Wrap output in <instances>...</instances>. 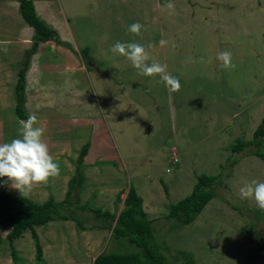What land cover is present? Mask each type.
<instances>
[{"label":"rangeland","instance_id":"1","mask_svg":"<svg viewBox=\"0 0 264 264\" xmlns=\"http://www.w3.org/2000/svg\"><path fill=\"white\" fill-rule=\"evenodd\" d=\"M43 1L39 16L72 48L65 46L80 68L69 65L58 48L64 46L53 41L41 43L30 59L25 111L38 116L60 175L35 185L27 197L63 201L88 141L86 162L94 168L99 158L102 169L91 172L79 196L74 192L59 210L72 219L36 227L42 262L30 231L13 242L15 261L7 227L0 228V264H94L104 251H135L88 208L118 215L129 187L143 198L154 242L170 264H186L182 252L194 264H264V257H251L252 247L264 246L259 207L239 191L252 180L264 182V160L253 154L255 145L234 151L238 141L253 139L264 118V0ZM170 2L174 10L166 7ZM7 5L13 8L5 17ZM19 7L18 0H0V143L20 135L15 88L33 45L34 29L25 25L24 48L15 53L20 45L14 33L27 23ZM135 22L144 25L140 35L128 31ZM117 41L152 44L148 63L167 65L180 90L170 91L158 75L140 74L110 50ZM223 51L232 53L234 69L221 66L217 56ZM204 175L218 176L216 195L181 226L168 217L170 208L191 195ZM11 183L3 180L9 193L21 195ZM243 229L250 234L243 237Z\"/></svg>","mask_w":264,"mask_h":264},{"label":"trees","instance_id":"2","mask_svg":"<svg viewBox=\"0 0 264 264\" xmlns=\"http://www.w3.org/2000/svg\"><path fill=\"white\" fill-rule=\"evenodd\" d=\"M18 1L22 17L34 29L33 45L25 51L23 66L18 71V81L15 88V113L19 119L26 120L28 115L25 111V78L32 55L38 51L41 43L53 41L63 46H66V43L61 42L57 31L39 16L33 0ZM66 47L71 48L70 46ZM90 145V141L83 145L76 163L75 174L69 181L66 198L61 202H56L53 197H49L48 200L40 203L24 195L11 194L3 186L5 177H0V228L11 227L8 240L12 245V255L15 261H18L19 258L13 248V242L21 238L24 233L31 232L36 260L42 262L43 247L36 227L43 226L56 219H72V217L61 214L59 210L64 204L71 203L74 192H76V196H79V190L84 186L83 183L87 179L84 171V161L88 155ZM250 145L256 146L253 154L264 160V118L253 133V139L251 141H238L234 146V151H242ZM217 179L218 176L204 175L199 177L191 195L173 204L168 217L177 219L181 226L191 224L215 197L214 186ZM123 202L124 209L118 215L110 211H102L99 208L94 209L86 206L93 211L97 218H101L104 227H111L115 236L127 239L135 248V251L125 253L104 251L95 258L94 264H170L154 242L152 221L148 218V214L144 209L143 198L134 187H129ZM255 216L257 220L262 219L264 223V209H255ZM242 233V236L246 237L250 234V231L243 229ZM246 242H253V238ZM251 249L252 259L260 260L264 257V246L256 244ZM182 255L186 258V264H194L192 255L187 252H182Z\"/></svg>","mask_w":264,"mask_h":264},{"label":"clouds","instance_id":"3","mask_svg":"<svg viewBox=\"0 0 264 264\" xmlns=\"http://www.w3.org/2000/svg\"><path fill=\"white\" fill-rule=\"evenodd\" d=\"M166 7L174 10L175 5L170 2ZM142 29L144 25L135 22L129 26L128 31L140 35ZM151 47H153L152 44L147 46V48ZM147 48L138 42L117 41L110 50L126 57L140 74L149 77L158 75L170 91H179L180 80L167 72V65L155 60L148 63L151 56ZM217 59L222 62L223 68H235L231 52L223 51L218 54ZM200 62L205 61L201 58ZM19 124V137L7 143H0V177H7L14 189L18 190L21 195L27 196L35 185L46 184L50 178L58 177L60 165L50 154L49 146L43 140L45 129L39 126L38 116L30 113L27 119L20 120ZM239 191L242 197L254 198L257 206L264 209V182L252 180Z\"/></svg>","mask_w":264,"mask_h":264},{"label":"crops","instance_id":"4","mask_svg":"<svg viewBox=\"0 0 264 264\" xmlns=\"http://www.w3.org/2000/svg\"><path fill=\"white\" fill-rule=\"evenodd\" d=\"M34 1V4H35V7H37L36 9H38L39 7H40V5H42L43 4V0H33ZM4 8V11H3V13H4V15H5V17H8V16H6L7 15V12H9L13 7H10L9 5H7L6 7H3ZM19 10H20V7H19ZM2 13V14H3ZM22 17V16H21ZM25 25L27 26L28 24L26 23H23L22 21L20 22V25H19V30H18V34H16V32L14 33L15 35H17L18 36V43H19V48H17L16 49V51H15V53L16 52H18V51H20V50H22L24 47L21 45V43H22V37H23V32H22V30L24 29V27H25ZM28 28H32V27H30L29 25H28ZM12 39H14V38H12ZM15 42L17 41V40H14ZM10 43V42H9ZM8 43V44H9ZM47 43V42H46ZM60 50H63L64 49V52H66V55H65V53L64 52H61V54H62V56H63V59L64 60H67V62L70 60V64L69 65H75V66H77L78 68H80V62L77 60V61H73L74 60V56L71 54V52H70V50H68L67 48H65V46L64 47H62V46H59L58 47ZM66 50H68L69 51V53L66 51ZM38 51H40V49H38ZM38 51L33 55V56H35L37 53H38ZM82 70H84V69H82ZM43 117H45L44 115H43ZM53 120V119H52ZM102 125V124H101ZM107 134V133H106ZM104 138V137H103ZM91 152L89 151L88 152V155L90 154ZM88 155L86 156V157H88ZM101 157V156H100ZM101 162H103L102 160H99V158L95 161V163H94V165L93 166H96V167H94V168H90L89 166H88V164H87V162H86V158H85V161H84V163H85V173L86 172H89V174H87L86 175V177L87 176H90V173L91 172H94V171H97V172H99V171H101V167H97V165L98 164H100ZM101 168V169H100ZM124 203V202H123Z\"/></svg>","mask_w":264,"mask_h":264},{"label":"built area","instance_id":"5","mask_svg":"<svg viewBox=\"0 0 264 264\" xmlns=\"http://www.w3.org/2000/svg\"><path fill=\"white\" fill-rule=\"evenodd\" d=\"M175 162H177V158H175V160H174Z\"/></svg>","mask_w":264,"mask_h":264}]
</instances>
